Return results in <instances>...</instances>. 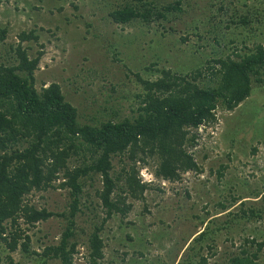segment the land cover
<instances>
[{"label":"rangeland","instance_id":"374dc122","mask_svg":"<svg viewBox=\"0 0 264 264\" xmlns=\"http://www.w3.org/2000/svg\"><path fill=\"white\" fill-rule=\"evenodd\" d=\"M125 1L134 2L0 0V28L5 30L0 61H15L20 32L36 35V40L21 41L29 57L41 52L34 86L57 82L76 107L78 122L98 125L135 116V94L140 92L135 73L151 80L159 75L157 69L182 75L199 68L202 75L196 82L212 86L205 68L213 59L241 54L256 42L264 46V0H177L179 10L164 19L113 23L108 12ZM261 78L262 83L251 82L249 95L232 110L218 106L213 122L192 130L196 142L188 151L200 171L183 172L169 182L151 176L148 165L138 168L137 176L151 181L150 186L143 199H126L131 207L124 216L114 214L105 221L97 264H184L190 255L191 264H198L199 256L206 257L205 264H219L240 247L254 251L245 238L262 242L255 260L264 264V74ZM112 163L116 171L124 164L116 158ZM220 165L225 168L218 176ZM98 184L94 177L92 183L86 181L80 195L68 239L76 242L72 264H90L84 244L104 216L94 196ZM26 199L56 212L68 200L63 188L31 191ZM216 226L221 228L214 230ZM63 228L60 217H50L25 229L29 249L40 253L41 246L58 241ZM204 228L202 240L194 241ZM11 255L29 264L38 258L17 251ZM45 264L59 262L49 259Z\"/></svg>","mask_w":264,"mask_h":264},{"label":"trees","instance_id":"16d2710c","mask_svg":"<svg viewBox=\"0 0 264 264\" xmlns=\"http://www.w3.org/2000/svg\"><path fill=\"white\" fill-rule=\"evenodd\" d=\"M132 1L112 8L108 12L110 20L116 24L134 19L148 23L179 10L177 0L166 4L160 0ZM241 21L246 22L244 18ZM4 37L5 30L0 28V43ZM18 39L13 49L15 61H0V264H29L15 260L11 255L14 251L24 257L37 255L32 260L35 264H45L49 259L72 264L76 242L68 239L73 234L82 189L86 181L92 183L93 177L99 183L94 196L104 216L94 224L84 245L87 261L97 264L102 257L99 232L105 221L114 214L124 216L131 207L126 199H143L144 190L150 186L141 182L138 168L148 165L154 178L169 182L179 180L183 172L200 171L188 151L196 142L192 130L213 122L218 106L232 110L249 95L252 81L263 82L264 46L256 42L241 54L234 51L233 57L213 59L205 68L214 82L212 86L196 82L202 75L199 68L182 75L167 68L157 69L159 75L151 80L135 73L140 84V92L135 94V116L108 119L98 125L81 124L76 107L64 98L57 82L41 84L38 89L34 86L33 72L41 52L29 57L21 41L36 40L37 36L22 31ZM114 158L124 163L117 171ZM224 168L219 166L218 176ZM51 188L67 190L68 200L61 212L37 207L26 199L31 191ZM219 207L226 208L221 203ZM248 213L251 217L253 210ZM50 217L64 221L58 241L41 246L40 253L30 250L25 229ZM204 235L205 228L193 240L200 241ZM245 243L253 245L254 251L240 247L219 264H257L256 253L262 242L245 238ZM192 258L187 257L184 264H191ZM205 262L206 257L199 256L197 263Z\"/></svg>","mask_w":264,"mask_h":264},{"label":"clouds","instance_id":"9594fccd","mask_svg":"<svg viewBox=\"0 0 264 264\" xmlns=\"http://www.w3.org/2000/svg\"><path fill=\"white\" fill-rule=\"evenodd\" d=\"M200 126V125H199ZM151 176H152V174H151ZM141 182H147V183H149V182H151V181H141Z\"/></svg>","mask_w":264,"mask_h":264}]
</instances>
